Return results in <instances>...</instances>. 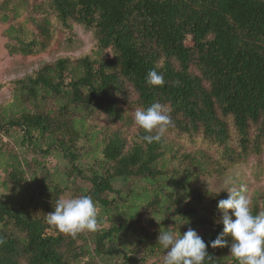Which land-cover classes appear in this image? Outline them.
<instances>
[{
    "label": "trees",
    "instance_id": "trees-1",
    "mask_svg": "<svg viewBox=\"0 0 264 264\" xmlns=\"http://www.w3.org/2000/svg\"><path fill=\"white\" fill-rule=\"evenodd\" d=\"M0 23L8 56L45 52L57 26L67 40L73 25L91 31L96 48L14 81L9 103L0 106V132L20 131L21 145L42 157L61 154L80 177L77 144L84 142L99 154L80 196L91 195L110 216L113 204L124 201L111 181L136 179L148 186L139 207L184 222V233L192 228L206 244L215 240L223 230L217 204L228 194L195 182L264 153V0H1ZM152 69L163 74L162 86L146 83ZM156 102L168 108L172 124L149 144L133 114ZM198 140L206 148L195 147ZM184 143L194 150H183ZM166 154L180 165L170 173ZM18 158L11 154L3 165L15 185L24 173ZM39 204L38 198L15 204L0 197V264H73L85 255L81 233L55 231L36 211ZM126 216L127 222L94 231V254L120 253L136 264L124 242L129 232L145 254L154 249L150 235L135 227L137 213ZM224 239V247H207L204 264H237L232 238Z\"/></svg>",
    "mask_w": 264,
    "mask_h": 264
},
{
    "label": "rangeland",
    "instance_id": "rangeland-1",
    "mask_svg": "<svg viewBox=\"0 0 264 264\" xmlns=\"http://www.w3.org/2000/svg\"><path fill=\"white\" fill-rule=\"evenodd\" d=\"M28 1L33 3L39 0ZM24 16L22 14L18 21H23ZM5 26L0 23V106L2 105L1 107L4 108L10 101L14 81L29 75L42 64L51 63L58 58H70L73 60L76 57L96 52L95 39L91 31L81 26L73 25L74 36L71 40H67L64 31L57 26L55 27L51 44L45 52L28 57L8 56L5 50L6 39L1 36V31ZM25 27L28 31L35 32L33 24H27ZM50 106L48 105V107ZM130 110L133 113V109L131 108ZM99 121L101 124L106 123L102 118ZM20 141L21 132L18 130H9L7 133L0 132V197H4L7 200L10 199L15 204L19 202L25 203L30 199L38 198L43 204L37 205L36 211L47 217V213L54 210L53 206L57 201L52 200L53 196L58 197V199H70L80 196L82 192L88 190L89 186L83 177L89 176L92 169L95 170L96 164H92V157H98L99 153L96 152L98 150L89 148L84 142L77 144L79 158L75 163V167L81 170L83 175L80 177L76 171L71 170L73 166L61 154L51 152L42 157L29 148L26 149L25 146L21 145ZM200 146L205 147L198 140L195 147ZM182 149L193 151L194 147L184 143ZM14 153L18 155L20 165L24 171L22 174L23 181L19 185L7 180L6 176L9 169L6 170L3 166L10 155ZM165 157L168 163L169 154H166ZM179 166L178 161H169L166 169L170 173L172 169H178ZM111 184L112 188L122 196L124 201H118L120 206H115L116 208H114L113 204V208H110L109 211L110 216L106 215L95 204L98 213L96 230L108 228L110 221L127 222L129 217L126 214L136 212L138 216V220L135 222L136 229L148 233L150 240L147 242H156L157 247L155 246L151 252L145 254L136 234L129 232L124 236V242L130 252L128 255L137 260L136 264H163L166 250L157 244L159 229L161 227L165 229L171 227L173 232L183 234L187 227L186 224L181 221L168 220V218H157L149 211L139 207L140 204H138L139 200L137 199L140 198L142 191L148 187L142 181L136 179L128 181L113 179ZM42 185L45 187L44 190L40 189ZM195 186L212 193L225 192L226 194H228L226 190L228 188L243 186L246 189L245 194L251 200V207L255 214L264 211V153L259 156H251L244 162L229 166L223 175L213 174L199 177L195 182ZM54 190H59V192H54ZM47 192H50V195H46ZM106 197L110 200L112 194H106ZM133 207H136V210H133ZM229 214L231 215V210H229ZM233 219H235L234 216ZM52 228L55 231H59L53 225ZM79 233H81L84 238L83 241H85V255L73 264H127L120 253L111 256L94 254L92 249L94 232L85 230Z\"/></svg>",
    "mask_w": 264,
    "mask_h": 264
},
{
    "label": "clouds",
    "instance_id": "clouds-1",
    "mask_svg": "<svg viewBox=\"0 0 264 264\" xmlns=\"http://www.w3.org/2000/svg\"><path fill=\"white\" fill-rule=\"evenodd\" d=\"M146 83L150 86H162L165 83L164 76L155 69L149 70ZM133 119L139 128L148 133L141 140L149 144L159 142L172 124L168 108L159 102L146 109L135 110ZM226 190L228 197L219 200L217 204L222 213L218 223L223 224V230L215 240L206 244L192 228H188L183 234L173 232L171 227L159 229L157 244L166 250L163 264H204L209 256L207 247H224L227 243L225 236L232 238L230 255L237 264H264V211L253 214L251 200L245 194L243 186ZM53 208V211L47 213L46 219L48 224L55 226L60 232L75 236L85 230L96 231L98 213L91 195L57 199Z\"/></svg>",
    "mask_w": 264,
    "mask_h": 264
}]
</instances>
